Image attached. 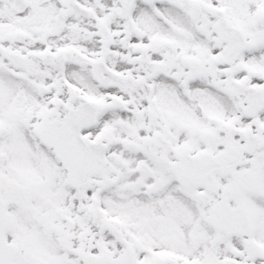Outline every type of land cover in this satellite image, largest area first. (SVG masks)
<instances>
[{
	"label": "snow or ice",
	"instance_id": "snow-or-ice-1",
	"mask_svg": "<svg viewBox=\"0 0 264 264\" xmlns=\"http://www.w3.org/2000/svg\"><path fill=\"white\" fill-rule=\"evenodd\" d=\"M0 264H264V0H0Z\"/></svg>",
	"mask_w": 264,
	"mask_h": 264
}]
</instances>
